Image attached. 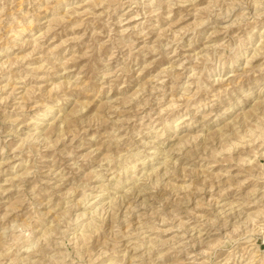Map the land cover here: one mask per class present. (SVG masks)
I'll list each match as a JSON object with an SVG mask.
<instances>
[{"label":"rangeland","instance_id":"rangeland-1","mask_svg":"<svg viewBox=\"0 0 264 264\" xmlns=\"http://www.w3.org/2000/svg\"><path fill=\"white\" fill-rule=\"evenodd\" d=\"M0 264H264V0H0Z\"/></svg>","mask_w":264,"mask_h":264},{"label":"bare ground","instance_id":"bare-ground-1","mask_svg":"<svg viewBox=\"0 0 264 264\" xmlns=\"http://www.w3.org/2000/svg\"><path fill=\"white\" fill-rule=\"evenodd\" d=\"M110 263H111V261H110Z\"/></svg>","mask_w":264,"mask_h":264}]
</instances>
